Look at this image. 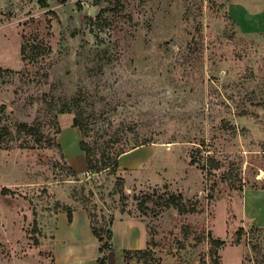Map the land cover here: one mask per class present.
<instances>
[{
  "label": "rangeland",
  "instance_id": "374dc122",
  "mask_svg": "<svg viewBox=\"0 0 264 264\" xmlns=\"http://www.w3.org/2000/svg\"><path fill=\"white\" fill-rule=\"evenodd\" d=\"M0 67V264H98L90 217L108 264H264V30L230 0H0Z\"/></svg>",
  "mask_w": 264,
  "mask_h": 264
},
{
  "label": "trees",
  "instance_id": "16d2710c",
  "mask_svg": "<svg viewBox=\"0 0 264 264\" xmlns=\"http://www.w3.org/2000/svg\"><path fill=\"white\" fill-rule=\"evenodd\" d=\"M104 13V12H103ZM103 15V14H102ZM100 15V17H102ZM25 45H22V53L25 52ZM4 71L3 68L0 67V72ZM50 103L53 104L54 107L59 108L61 112H68L75 110V117H74V125L79 126L82 130L85 129L84 124L82 122L81 115H82V109L79 105V99H73L69 102L63 103L61 106H59L57 103L53 102L52 100H49ZM18 130L19 131H25V133L31 135L34 137L36 143L41 144L42 138L38 136V133L40 134L39 128L35 124H29L27 122H20L18 124ZM149 141V140H148ZM22 145V144H20ZM59 145V144H58ZM82 148L86 152V159H87V166L88 170L91 172H100L104 169H116L118 164V153L111 155V154H103L100 158H96L94 155V149L89 148L87 145L82 144ZM196 150L200 151L199 147H196ZM123 151H119V153H122ZM192 161H198L196 156L193 155ZM203 168H207L206 170L208 173H212L213 169H219L221 167V162L218 160V158L211 153H208L205 164H202ZM230 170V168H229ZM228 170V171H229ZM73 171V170H72ZM227 171V170H226ZM227 171V172H228ZM225 172L224 176L227 174ZM119 184L122 188V181L121 178H119ZM242 188V187H241ZM264 188V187H263ZM166 205L168 207H176L180 211H191L194 212L197 210L195 206H187L183 200V197L181 194H172L169 196V198L166 199ZM65 211H67V217L70 222L73 220V209L70 206L63 207ZM91 222V229L93 234L98 238L99 242L101 243L99 245V251L101 255L97 258L98 264H108V257L105 253L107 250L111 249L110 240L112 239V231L111 230H105L104 228H98L94 222L92 221L90 217ZM35 230H38V223L35 221ZM106 232V234H105ZM245 229L243 227H240L236 234H235V241L239 242L241 239V236L244 234ZM37 241V240H36ZM209 242L212 247L219 248L226 244V239L216 238L211 235L209 238ZM125 258L126 259H132V256H136L139 259H145L144 264H160L159 260H156L153 255V250L151 249H125ZM216 257H219V255L216 253ZM156 261V262H155Z\"/></svg>",
  "mask_w": 264,
  "mask_h": 264
},
{
  "label": "crops",
  "instance_id": "0c3cea01",
  "mask_svg": "<svg viewBox=\"0 0 264 264\" xmlns=\"http://www.w3.org/2000/svg\"><path fill=\"white\" fill-rule=\"evenodd\" d=\"M230 9H231L233 16L242 25V27H245L247 29H252V30L254 29L264 30V0H230ZM259 206L255 202V207H258V209L260 210L261 207ZM75 213H76V210L73 211L72 222H74ZM262 222H264L263 219H262ZM224 248L221 250V255H222L223 264H226V258L223 253ZM237 250L239 252L238 254L239 264H242L241 250H239L238 248Z\"/></svg>",
  "mask_w": 264,
  "mask_h": 264
}]
</instances>
